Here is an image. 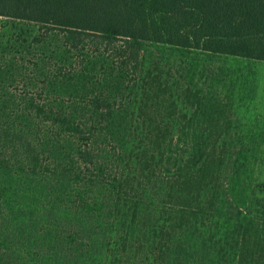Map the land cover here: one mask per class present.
Segmentation results:
<instances>
[{
	"label": "trees",
	"instance_id": "obj_1",
	"mask_svg": "<svg viewBox=\"0 0 264 264\" xmlns=\"http://www.w3.org/2000/svg\"><path fill=\"white\" fill-rule=\"evenodd\" d=\"M0 18L36 32L0 61V264H215L191 238L199 214H239L241 149L167 57L264 62V0H0ZM263 221L237 264H264Z\"/></svg>",
	"mask_w": 264,
	"mask_h": 264
},
{
	"label": "rangeland",
	"instance_id": "obj_2",
	"mask_svg": "<svg viewBox=\"0 0 264 264\" xmlns=\"http://www.w3.org/2000/svg\"><path fill=\"white\" fill-rule=\"evenodd\" d=\"M35 36L32 25L0 18V61H7L6 54L13 53L10 48L20 47L25 42L26 45L33 44ZM31 52L36 53L35 48ZM50 52L45 55L47 59ZM187 53H175V57H167V62H192L190 73L194 71L198 90L196 98H202L207 93L208 97L217 96L225 104L230 115L227 116L229 131L224 140L228 146L241 149L237 155L238 163L229 171L231 175L239 176L232 192L233 198L241 202L239 214L234 210L220 216L210 213V218L199 214L198 222L206 231L200 235L196 233L191 243L212 262L218 260L215 264H237L239 229L242 233V227L249 220L257 223L259 219L264 220V62ZM165 55L168 56L169 52ZM8 58L11 59L10 56ZM205 65L214 70L213 80L206 85L203 84L204 76L200 78V70ZM1 181L11 191L15 189L14 181ZM261 225L264 227V221ZM261 237L264 240V232ZM132 262L154 264L155 261L146 262L137 257Z\"/></svg>",
	"mask_w": 264,
	"mask_h": 264
},
{
	"label": "crops",
	"instance_id": "obj_3",
	"mask_svg": "<svg viewBox=\"0 0 264 264\" xmlns=\"http://www.w3.org/2000/svg\"><path fill=\"white\" fill-rule=\"evenodd\" d=\"M261 62V61H260Z\"/></svg>",
	"mask_w": 264,
	"mask_h": 264
}]
</instances>
